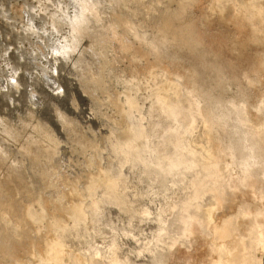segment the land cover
Listing matches in <instances>:
<instances>
[{"label":"rangeland","instance_id":"rangeland-1","mask_svg":"<svg viewBox=\"0 0 264 264\" xmlns=\"http://www.w3.org/2000/svg\"><path fill=\"white\" fill-rule=\"evenodd\" d=\"M263 19L0 0V264H264Z\"/></svg>","mask_w":264,"mask_h":264},{"label":"bare ground","instance_id":"bare-ground-1","mask_svg":"<svg viewBox=\"0 0 264 264\" xmlns=\"http://www.w3.org/2000/svg\"><path fill=\"white\" fill-rule=\"evenodd\" d=\"M259 6V5H258ZM259 9H260V6H259ZM259 9H257V10H259ZM258 14V13H257ZM256 14V15H257ZM259 15V14H258ZM263 17V16H262ZM259 20L261 19L260 17L258 18ZM264 20V19H263ZM167 21V20H166ZM262 21V20H261ZM169 22V21H168ZM167 22V23H168ZM166 22H165V28L164 29H166V28H168V24H167ZM164 24V23H163ZM81 33H83V34H87V33H85L84 31H82L81 30ZM138 137H140V134L138 133ZM134 143V140L133 141H131L130 143H129V146L131 147V148H135V147H133V144ZM136 146V145H135ZM22 180V179H21ZM22 191H24L25 190V187L22 185ZM19 192V191H18ZM246 203V202H245ZM28 210V209H27ZM72 211L73 212H76L77 211V207H73L72 208ZM221 225H223V222H222V224ZM231 227V226H230ZM224 236L226 237V238H231L233 235H232V233H230V232H228V231H224ZM230 240V239H229ZM239 241V240H238ZM235 243V242H234ZM226 244V243H225ZM230 244H233V243H230ZM229 246V245H228ZM240 247L241 246H239V244H235V247H228V248H226L227 249V264H235V263H238L240 260H242L243 258H242V256H240V252L242 251V250H240ZM46 262H47V260H46Z\"/></svg>","mask_w":264,"mask_h":264}]
</instances>
